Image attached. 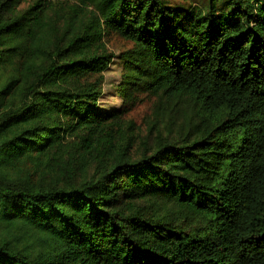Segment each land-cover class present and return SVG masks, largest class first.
<instances>
[{
  "label": "trees",
  "instance_id": "1",
  "mask_svg": "<svg viewBox=\"0 0 264 264\" xmlns=\"http://www.w3.org/2000/svg\"><path fill=\"white\" fill-rule=\"evenodd\" d=\"M28 1L0 0V264H264V0ZM141 95L184 121L134 148Z\"/></svg>",
  "mask_w": 264,
  "mask_h": 264
},
{
  "label": "rangeland",
  "instance_id": "2",
  "mask_svg": "<svg viewBox=\"0 0 264 264\" xmlns=\"http://www.w3.org/2000/svg\"><path fill=\"white\" fill-rule=\"evenodd\" d=\"M30 1L32 0H29L27 4ZM108 47L118 56L105 72V93L109 94L102 99V105L105 108H119L123 104V100L120 96H116L115 89L121 78V66L118 65L120 63L118 57L120 52L130 47V44L114 35L108 43ZM183 121V114L171 111V106L168 103H156L153 96L146 95L138 97L124 118L127 130L135 133L134 148L151 144L156 139L157 134L168 132L170 124H173L172 131L176 132Z\"/></svg>",
  "mask_w": 264,
  "mask_h": 264
}]
</instances>
